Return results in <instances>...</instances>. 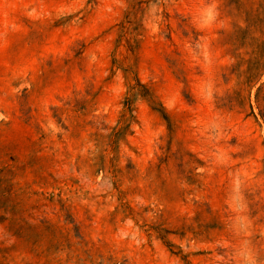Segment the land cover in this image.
Wrapping results in <instances>:
<instances>
[{
  "label": "rangeland",
  "instance_id": "1",
  "mask_svg": "<svg viewBox=\"0 0 264 264\" xmlns=\"http://www.w3.org/2000/svg\"><path fill=\"white\" fill-rule=\"evenodd\" d=\"M250 61L264 0H0V264H264Z\"/></svg>",
  "mask_w": 264,
  "mask_h": 264
},
{
  "label": "trees",
  "instance_id": "2",
  "mask_svg": "<svg viewBox=\"0 0 264 264\" xmlns=\"http://www.w3.org/2000/svg\"><path fill=\"white\" fill-rule=\"evenodd\" d=\"M241 64L244 63V60L241 62H239ZM260 62H256V61H250L248 63V66L246 68V70L243 72V82H242V86L246 89V88H255L256 89V102L259 103L261 98V95L264 93V83L260 82V80L258 79V75H259V71H260ZM244 89V90H245ZM261 116L264 119V109L261 110Z\"/></svg>",
  "mask_w": 264,
  "mask_h": 264
},
{
  "label": "clouds",
  "instance_id": "3",
  "mask_svg": "<svg viewBox=\"0 0 264 264\" xmlns=\"http://www.w3.org/2000/svg\"><path fill=\"white\" fill-rule=\"evenodd\" d=\"M239 228L241 230H245L247 229V224L244 220H241L239 222ZM241 264H256V258L255 256L252 254L250 249H246L241 257Z\"/></svg>",
  "mask_w": 264,
  "mask_h": 264
}]
</instances>
